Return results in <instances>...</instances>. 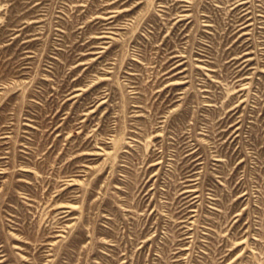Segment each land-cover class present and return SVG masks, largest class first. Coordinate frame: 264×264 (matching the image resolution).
<instances>
[{"label": "rangeland", "instance_id": "rangeland-1", "mask_svg": "<svg viewBox=\"0 0 264 264\" xmlns=\"http://www.w3.org/2000/svg\"><path fill=\"white\" fill-rule=\"evenodd\" d=\"M0 264H264V0H0Z\"/></svg>", "mask_w": 264, "mask_h": 264}]
</instances>
